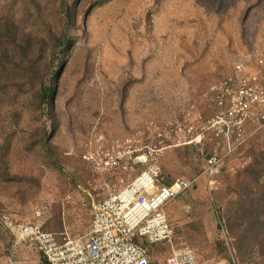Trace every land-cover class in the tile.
Masks as SVG:
<instances>
[{
    "label": "rangeland",
    "instance_id": "rangeland-1",
    "mask_svg": "<svg viewBox=\"0 0 264 264\" xmlns=\"http://www.w3.org/2000/svg\"><path fill=\"white\" fill-rule=\"evenodd\" d=\"M36 1L48 13L57 4ZM77 2L76 24L69 30L75 43L67 57L54 52L51 58L54 65L65 58L53 113L32 115L22 104L23 94L0 98V143L6 141L0 170L6 164L10 174L21 178L19 182L0 178V264L42 262L35 244L16 231L18 224L48 231L59 221L61 231H51L56 237L86 233L93 203L103 196L97 187L103 179L91 175L82 158L86 148H103L136 131L145 137L151 121L161 130L167 121L185 117L189 121L197 112L207 117L215 104L210 87L229 74L232 62L257 67L254 61L264 55V0ZM30 8L27 0H0V16L14 21ZM48 18L59 29L56 17ZM51 53H45L46 59ZM44 128L51 132L46 145L39 139ZM210 142L171 146L159 154L167 181L178 177L196 181L166 203L174 237L170 244L148 247L153 264L186 246L217 262L264 264L257 253L250 262H241L225 229V216L237 198L236 176L254 154L264 153V130L227 160L211 182L200 176L213 146ZM47 151L61 170L44 162L51 158ZM144 166L138 164L131 171L138 173ZM217 240L224 243L229 260L218 253Z\"/></svg>",
    "mask_w": 264,
    "mask_h": 264
},
{
    "label": "built area",
    "instance_id": "built-area-1",
    "mask_svg": "<svg viewBox=\"0 0 264 264\" xmlns=\"http://www.w3.org/2000/svg\"><path fill=\"white\" fill-rule=\"evenodd\" d=\"M240 62L233 61L231 72L211 85L215 104L207 117L197 112L189 121L187 117L175 119V123L169 120L161 130L151 121L145 137L136 131L138 134L124 139H112L103 148L85 149L82 158L89 172L103 179L97 185L103 196L93 203L84 235L58 240L53 232L32 224H18L16 231L35 244L48 264H153L148 247L170 244L174 237L166 203L196 181L179 177L167 181L159 154L167 147L211 141L200 174L211 182L220 167L264 129V55L254 61L257 67ZM173 139L175 143H168ZM138 164L145 166L133 174L131 170ZM157 264L226 263L204 258L186 246L173 249Z\"/></svg>",
    "mask_w": 264,
    "mask_h": 264
},
{
    "label": "trees",
    "instance_id": "trees-1",
    "mask_svg": "<svg viewBox=\"0 0 264 264\" xmlns=\"http://www.w3.org/2000/svg\"><path fill=\"white\" fill-rule=\"evenodd\" d=\"M27 1L31 8L18 21L0 16V98L15 99L23 94L25 102L22 104L31 109L32 115L52 114L60 67L65 58L59 59L55 65L51 58L55 56L52 55L54 52L67 57L75 43L69 30L76 24L78 0H57L55 9L49 13L42 10L38 1ZM246 12L247 8L241 20L246 17ZM48 16L56 17L59 29L52 26ZM50 50L52 53L46 59L45 53ZM228 70L226 72L230 73L231 70ZM50 133L45 128L39 132L42 135L39 138L41 143L47 144ZM36 141L28 146L29 151ZM5 142L0 143L2 156ZM47 152L51 157L44 161L47 166L61 170L59 161ZM1 159L4 160L3 157ZM4 168L0 170L1 179L20 181L21 178L16 174H10L6 164ZM234 184L237 198L225 216V229L232 237L235 255L241 262H250L256 253L264 257L263 152L253 155L251 161L237 174ZM48 231H61L59 221L49 225ZM56 238L61 240L62 236ZM216 245L218 253L229 260L224 243L217 240ZM41 261V264H48L42 255ZM250 263L253 264V261Z\"/></svg>",
    "mask_w": 264,
    "mask_h": 264
}]
</instances>
